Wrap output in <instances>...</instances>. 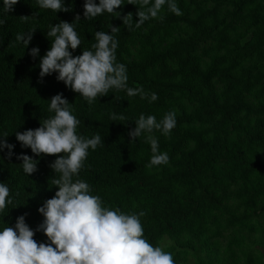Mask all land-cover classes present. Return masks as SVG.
<instances>
[{
	"label": "trees",
	"instance_id": "trees-1",
	"mask_svg": "<svg viewBox=\"0 0 264 264\" xmlns=\"http://www.w3.org/2000/svg\"><path fill=\"white\" fill-rule=\"evenodd\" d=\"M72 1L64 0L70 11L56 13L19 10L32 0L0 11L6 20L0 25V134H7L6 121L13 131L40 127L52 115L45 95L62 94L81 121L78 132L101 135L79 178L105 206L143 211L145 237L171 252L176 264H264V0H176L182 15L165 5L140 27L137 0H125L119 17L105 12L91 20ZM128 14L131 27L123 23ZM61 19L74 23L82 43L119 27L116 60L126 65L128 88L143 96L113 89L89 104L55 72L41 83L25 81L32 57L16 35L35 29L29 45L40 49L41 33ZM77 49L73 56L82 54ZM169 111L176 114L170 134L152 133L169 161L149 167L150 143L144 135L130 143L129 132L140 114L159 121ZM58 155L32 153L37 170L28 175L20 159L6 155L0 182L9 186L12 203L0 214V227L23 215L33 239L48 243L35 230L43 220L38 208L58 190L50 167Z\"/></svg>",
	"mask_w": 264,
	"mask_h": 264
},
{
	"label": "clouds",
	"instance_id": "clouds-1",
	"mask_svg": "<svg viewBox=\"0 0 264 264\" xmlns=\"http://www.w3.org/2000/svg\"><path fill=\"white\" fill-rule=\"evenodd\" d=\"M21 2L0 0V11L8 14L15 4L21 5L19 10L26 11L28 16L37 8L44 11L50 9L55 13L71 10L70 5L65 6L64 0H32L30 5ZM137 2L141 7L136 12V27L158 17L165 5L175 15H182L176 0ZM72 3L83 11L86 20H91L105 12L119 17L116 9L124 5L125 0H98V3L96 0H73ZM128 3L133 4L132 0ZM129 16L132 18L131 14L123 17V23L131 27L127 20ZM78 20L79 16L75 18V21ZM4 23L6 20L0 18V25ZM34 30L16 35V40L25 45L24 52L32 57L30 65L26 64L25 81L31 82L34 78L35 83H41L55 72L58 81L89 104L113 89L126 90L129 95L139 92L143 96L142 90L128 88L126 65L116 60L118 41L113 33L119 31V27L111 26L110 32L96 31L92 39L82 43L74 23L61 19L50 25V30L41 33L40 49L29 45L32 34L37 35ZM89 43L92 44L91 49L84 47ZM77 47L82 54L73 56L71 51ZM33 62L38 63V67L32 68ZM33 71H36L35 75H31ZM45 98L52 115L40 122V127L13 131L11 123L6 121L7 134L14 140L7 143L4 138L8 135L0 134V167L3 168L6 155H14L22 161V170L28 175L37 170L38 160L30 157L32 153L36 157L42 154L41 158L60 154L50 164L53 172L58 174L52 179L58 190L38 208L43 220L35 230L42 231L48 243H37L33 239L34 230L21 215L14 226L5 224L0 227V264H176L171 252L154 246L145 237L140 220L143 211L125 213L105 206L99 195L92 194L90 184L79 178L89 150H95L103 143L101 135L96 133L85 137L78 132L81 121L73 114V103L70 104L62 94H46ZM156 99L157 94L152 93L151 100ZM175 115V112L169 111L157 121L154 115L142 113L134 121L129 142L135 143L144 135L153 153L149 167L168 163L167 152L159 151L158 138L152 133L159 130L164 135L170 134L176 124ZM19 153L22 154L19 156ZM11 203L9 186L0 182V214Z\"/></svg>",
	"mask_w": 264,
	"mask_h": 264
}]
</instances>
